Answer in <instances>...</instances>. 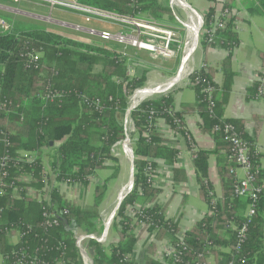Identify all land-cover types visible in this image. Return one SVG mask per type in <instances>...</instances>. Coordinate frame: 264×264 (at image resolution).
Wrapping results in <instances>:
<instances>
[{
    "label": "trees",
    "instance_id": "1",
    "mask_svg": "<svg viewBox=\"0 0 264 264\" xmlns=\"http://www.w3.org/2000/svg\"><path fill=\"white\" fill-rule=\"evenodd\" d=\"M77 1L165 27L180 24L169 0ZM255 3L250 9L264 15V0ZM235 5V0H225L222 7ZM215 14V6L210 7L205 26L209 27ZM237 21L239 15L231 17L226 27L215 32L213 41L202 38L205 50H230L219 66L223 73L221 84L215 81L218 67L204 62L190 74V86L195 91L193 103L173 110L172 94L165 93L145 99L130 110L135 127L130 133L134 188L119 206L117 217L121 220L113 222L119 240L108 245L90 231L96 229L101 217L108 180L96 185L90 207L70 199L59 184L87 189L102 169L111 167L112 177L119 174L114 147L127 136L130 96L145 87L146 73L132 76L129 58L120 52L60 32L34 28L0 33V264H85L77 238L86 228L90 237L85 247L93 253L92 264H137L126 258L138 245L141 233L136 230L142 222L156 231L158 240L168 239L176 248L173 257L159 261L155 258L157 244L150 243L142 264H264V168L257 146L263 119L254 116L250 120L253 133H249V120L225 115L235 76L231 51L240 41L239 31L234 28ZM260 56L264 64V52ZM262 86L264 83L256 79L246 88V98L262 97ZM208 87L213 89L211 95ZM187 114L199 116L200 129L212 135L215 146L195 150L200 195L209 210L185 231L182 242L178 237L179 220L166 218V205L156 201L161 189L152 185L153 178L146 170L157 167L156 160H162L173 171L174 184L182 180L180 151L166 143L168 137L160 130L157 118L171 129L182 131L179 127L185 126ZM232 136L249 144L251 171L261 188L256 199L235 192L237 182L232 169L238 164L232 156ZM212 155L219 158V196L208 176ZM132 204L140 207L135 220L126 215ZM250 205L255 214L248 217ZM244 224L246 237L238 248L239 229Z\"/></svg>",
    "mask_w": 264,
    "mask_h": 264
},
{
    "label": "crops",
    "instance_id": "2",
    "mask_svg": "<svg viewBox=\"0 0 264 264\" xmlns=\"http://www.w3.org/2000/svg\"><path fill=\"white\" fill-rule=\"evenodd\" d=\"M169 1L171 4V0ZM182 1L186 4V7L184 8L174 7L171 5L175 11L179 9L185 12L184 17L179 16L180 18H178L180 24L171 27L177 33V36L181 41L180 44L173 43L172 45L174 50L177 49V45H180L181 47L175 56L164 57L162 55L137 48L134 49L139 51L140 54L137 52L130 54L125 51L115 50L126 54L130 60L129 67L134 66L135 76L140 77L146 73L147 81L145 88L154 93L153 96L165 93L172 94L173 103L171 108L173 110H180L184 103H193L195 101V91L189 85L190 74L194 70L201 67L204 62H207L211 66L218 67L215 81L221 84L223 81V73L219 66L223 59L230 54V50L222 47H210L208 50H205L202 44V16L206 13V11H209V8L212 6H215L216 10L219 11L222 3L214 4L209 0H204L206 3L202 5L200 4L201 6L198 5V7H194V2L192 3V1L195 0ZM219 1L220 0H218V2ZM253 13L260 15V13L255 10H253ZM241 20L242 18L240 17V22ZM65 24L68 25L67 23ZM241 27L242 30L238 32L240 39L239 44L231 51L232 68L235 71V76L228 103L226 105L225 115L228 118H239L249 121L254 116H259L263 119L260 133L257 138V146L258 151L262 155L261 166L264 168V97L251 100L246 98V88L254 83L257 79L256 77L258 72L261 68H264L263 59L260 56V52H264V46H261L264 44V36L262 34L260 35L258 32L256 33V29L258 27H244L242 25ZM184 123L186 129L192 136L195 144V150H211L214 148L215 143L213 137L211 134L204 133L200 129L199 116L197 114L185 115ZM253 129V123L251 121L248 122L246 125L247 132L253 133ZM180 145L179 165L182 168V180L179 184H175L173 188L162 190L156 201L161 205H166V218L179 220L181 231H186L202 219V217L208 212L209 205L201 198L200 195V184L196 177V167L194 164V152L190 149L187 141L181 140ZM119 155L120 154H117L120 163V171L116 177H112L114 171L111 167L102 169L103 171L112 170L110 176L107 178L108 189L109 182L112 179L124 178L127 180L126 185H124L123 188L128 185L131 179V153L127 154L124 151V155ZM123 160L129 162L128 171H126ZM218 162L219 158L216 155L210 156L208 160L209 181L217 196L221 193V179L218 174ZM108 164L109 166H113L114 163L109 161ZM98 172L93 177V180L99 178ZM237 172L239 176H245L244 169L238 168ZM59 186L70 199L75 200L77 204L83 207H88L87 199L90 193V185L87 189L78 185L68 187L62 183ZM122 190L123 189H121V191ZM31 192H34V190L31 189ZM44 197L45 199L49 198L47 194H45ZM83 198H85L86 204L82 203ZM99 228L100 226L97 224L96 229ZM87 231V228L81 229L79 235L86 234ZM17 239L18 237L14 238V241H17ZM110 240L111 242H117L119 240V235L115 230H113L110 234ZM88 251V254L92 256V251ZM210 262H212V258L210 259Z\"/></svg>",
    "mask_w": 264,
    "mask_h": 264
},
{
    "label": "built area",
    "instance_id": "3",
    "mask_svg": "<svg viewBox=\"0 0 264 264\" xmlns=\"http://www.w3.org/2000/svg\"><path fill=\"white\" fill-rule=\"evenodd\" d=\"M17 1V0H16ZM50 5L51 10L60 7L66 10H72L84 15H88L91 17H96L99 19H106L115 24H122L125 27L131 30H122L121 32H106V33H98L95 31H91L93 34H99L105 37L108 41H112L118 44H123L125 46H129L132 48H137L140 50H147L149 52H153L158 55H162L164 57H173L176 53L181 49L180 45H177V49H173V43L180 44L181 41L177 36V33L170 27H165L161 25H157L151 22H148L143 19H137L129 16H121L114 13L106 12L100 9L88 7L80 4L77 0H37ZM184 3V4H183ZM171 5L174 7L184 8L186 7L185 2L182 0H171ZM240 7H221L219 11L216 10V14L211 17L209 27L205 26V17L208 14V11L202 16L201 20V35L202 37H206L209 41H213V36L218 29L224 28L227 25V21L234 16H240ZM13 25L9 23L6 19L0 17V33L12 31ZM234 28L237 31L242 30L240 21L235 22ZM121 53V52H120ZM126 56L125 53H121ZM127 57V56H126ZM130 61V60H129ZM257 80L264 83V68H261L257 74ZM191 80L189 85H192ZM209 95H211L213 89L211 87L207 88ZM260 92L262 97H264V86L261 87ZM154 93L146 89L145 87L142 89L136 90L130 96V105L132 108L139 105L145 99H148L153 96ZM157 124L159 125L160 130L166 133L167 144L171 146H175L176 148H180L181 140L187 141L190 149L194 152L195 156V144L193 142L192 136L185 126L179 127L180 130L171 129L163 119L157 118ZM127 125V136L124 140L118 142L114 147V153L117 147L124 148L125 153L130 154L131 150H133V142L130 138V133L135 130L134 123L130 118V113L128 111V115L126 118ZM227 131L230 129V125L226 126ZM232 156L235 158L237 162V166L232 169V173L236 177V189L235 192L238 196H247L252 199H256L258 193L261 188L257 186L256 177L257 175L252 173L251 171V162L249 160V144L243 138L239 136H232ZM115 153V155H117ZM180 155V153H179ZM195 158V157H194ZM157 167L149 166L146 170L147 174L153 178L152 185L160 188L162 190H168L173 188L175 185L173 182V171L169 166H166L162 160H156ZM242 168L245 170V176H239L237 169ZM61 184V183H60ZM59 184V185H60ZM67 185L66 183H62ZM68 186V185H67ZM70 187V186H68ZM134 188V182L131 183L126 190L124 191V196L130 193ZM141 189L142 186L140 185ZM212 195L213 192H210ZM116 203V202H115ZM120 206V205H119ZM116 212L115 204L111 215L106 219L104 225V232L100 235L98 233L93 234L97 240L102 243L108 245L111 243L110 234L112 233L113 222L117 219V221L121 220V217H117L118 209ZM139 205L132 204L129 205L126 209V215L129 218L136 219V210L139 209ZM255 214V208L253 205L249 206L247 211V216L251 217ZM57 223V221H54ZM247 224H244L239 229L240 240L237 243V247L239 248L240 242L243 241L246 237ZM137 233H141L140 240L138 245L133 253L127 256L128 261H137V264H142L143 255L146 249V246L150 243H156L157 249L155 253V258L159 261H165L167 258L173 257L176 254V248L172 245V243L168 239L158 240L156 238V231L150 230L149 225H146L144 222L140 223L138 226ZM185 231H181L178 234V237L183 242ZM89 234L79 235L77 238V246L82 250V259L85 264H92V257L88 254V251L85 247ZM141 249H140V248Z\"/></svg>",
    "mask_w": 264,
    "mask_h": 264
},
{
    "label": "rangeland",
    "instance_id": "4",
    "mask_svg": "<svg viewBox=\"0 0 264 264\" xmlns=\"http://www.w3.org/2000/svg\"><path fill=\"white\" fill-rule=\"evenodd\" d=\"M206 1V0H205ZM204 0H195L192 1L194 7H198V5H202L206 3ZM225 0H220L217 3H222L220 8L223 6V2ZM170 2V1H169ZM236 7L240 8V17L242 18L240 24L242 26L248 27H258L256 29V33L258 32L260 35L264 36V16L257 15L253 13V10L250 7H255V0H235ZM191 3V2H190ZM200 5V6H201ZM219 8V7H218ZM177 18L181 16H185V12L179 9L176 10ZM180 16V17H179ZM0 17L6 19L9 23L13 25L12 31L18 32L27 29H46L52 30L55 32H60L61 34L75 38L84 42H96L100 45H103L106 48H111L118 51H125L126 53L133 54V52L139 51L135 50L132 47L125 46L123 44H118L112 41H108L105 37L99 34H93L91 31H95L98 33H106V32H121L122 30H128L129 28H124L125 26L122 24H115L106 19H99L96 17H91L88 15H84L72 10H66L60 7H57L51 10L49 4L37 1V0H0ZM263 19V20H262ZM179 20V19H178ZM59 22L67 23L68 25H62ZM132 29V28H131ZM129 29V30H131ZM261 46H264L261 45ZM143 53V52H142ZM148 54V53H146ZM155 57H159L153 54H149ZM165 59V58H164ZM118 154L124 155L123 146L116 148ZM119 155V156H120ZM123 157V156H122ZM125 159V158H124ZM124 166L126 171L129 170V162L124 161ZM111 169L106 171L98 172V179L92 180L89 190V196L87 199L88 207L93 204L94 201V193L95 187L97 184L102 183L105 179H107L111 174ZM127 180L124 178L112 179L109 182V189L107 195L101 206V217L97 220L99 229L90 231L92 233L97 232L98 234H102L104 232V225L106 219L111 215L114 202L118 198L121 189L126 185ZM125 183V184H124ZM73 196V195H72ZM81 198V197H80ZM83 204H86L85 198L82 199ZM114 229L112 228V231ZM81 232V231H80ZM79 232V233H80ZM140 248V247H139ZM141 249V248H140Z\"/></svg>",
    "mask_w": 264,
    "mask_h": 264
},
{
    "label": "water",
    "instance_id": "5",
    "mask_svg": "<svg viewBox=\"0 0 264 264\" xmlns=\"http://www.w3.org/2000/svg\"><path fill=\"white\" fill-rule=\"evenodd\" d=\"M63 25H66L65 23H62V22H59ZM69 26V25H68ZM134 66H130L129 67V74L134 76L135 73H134ZM131 105H130V109H129V113H130V110H131ZM133 179H134V163H133V150H131V179H130V182L128 183V185L126 187L123 188V190L121 191V193L119 194V197L115 203V210H114V213L116 212L117 210V207L121 204L123 198L125 197L124 196V191L126 190V188L131 184L133 183ZM92 259V258H91Z\"/></svg>",
    "mask_w": 264,
    "mask_h": 264
}]
</instances>
